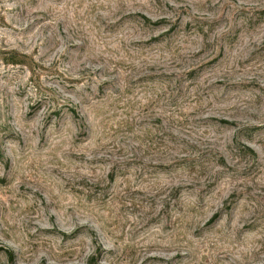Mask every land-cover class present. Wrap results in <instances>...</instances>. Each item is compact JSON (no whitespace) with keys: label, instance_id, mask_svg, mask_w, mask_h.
<instances>
[{"label":"rangeland","instance_id":"374dc122","mask_svg":"<svg viewBox=\"0 0 264 264\" xmlns=\"http://www.w3.org/2000/svg\"><path fill=\"white\" fill-rule=\"evenodd\" d=\"M0 264H264V0H0Z\"/></svg>","mask_w":264,"mask_h":264}]
</instances>
